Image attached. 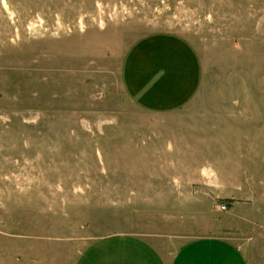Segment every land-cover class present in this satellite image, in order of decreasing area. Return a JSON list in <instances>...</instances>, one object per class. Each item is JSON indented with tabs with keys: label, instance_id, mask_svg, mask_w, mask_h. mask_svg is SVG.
I'll return each mask as SVG.
<instances>
[{
	"label": "rangeland",
	"instance_id": "1",
	"mask_svg": "<svg viewBox=\"0 0 264 264\" xmlns=\"http://www.w3.org/2000/svg\"><path fill=\"white\" fill-rule=\"evenodd\" d=\"M160 31L203 81L156 115L118 71ZM120 232L169 254L220 237L264 264V0H0V264H75Z\"/></svg>",
	"mask_w": 264,
	"mask_h": 264
},
{
	"label": "crops",
	"instance_id": "2",
	"mask_svg": "<svg viewBox=\"0 0 264 264\" xmlns=\"http://www.w3.org/2000/svg\"><path fill=\"white\" fill-rule=\"evenodd\" d=\"M119 85L128 103L150 114L178 111L198 94L203 63L183 36L152 32L135 39L120 54ZM75 264H247L226 239L193 238L173 253L131 233H111L92 240Z\"/></svg>",
	"mask_w": 264,
	"mask_h": 264
},
{
	"label": "built area",
	"instance_id": "3",
	"mask_svg": "<svg viewBox=\"0 0 264 264\" xmlns=\"http://www.w3.org/2000/svg\"><path fill=\"white\" fill-rule=\"evenodd\" d=\"M221 209H225V206H224V205H222V206H221Z\"/></svg>",
	"mask_w": 264,
	"mask_h": 264
}]
</instances>
